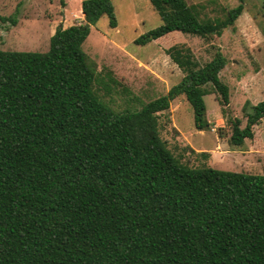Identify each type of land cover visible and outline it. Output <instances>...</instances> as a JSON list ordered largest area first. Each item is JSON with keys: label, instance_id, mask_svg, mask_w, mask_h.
Segmentation results:
<instances>
[{"label": "trees", "instance_id": "16d2710c", "mask_svg": "<svg viewBox=\"0 0 264 264\" xmlns=\"http://www.w3.org/2000/svg\"><path fill=\"white\" fill-rule=\"evenodd\" d=\"M150 1L163 23L139 44L173 31L221 36L245 8L208 18L200 3ZM82 11L85 22L58 26L47 51L0 47V264H264V174L190 166L161 135V114L181 95L196 127L211 129L205 96L231 103L227 57L218 49L201 64L175 44L167 53L182 81L118 111L95 91L84 49L102 16L117 27L115 4L83 0ZM246 114L244 127L229 119L235 146L255 138L264 100Z\"/></svg>", "mask_w": 264, "mask_h": 264}, {"label": "rangeland", "instance_id": "374dc122", "mask_svg": "<svg viewBox=\"0 0 264 264\" xmlns=\"http://www.w3.org/2000/svg\"><path fill=\"white\" fill-rule=\"evenodd\" d=\"M203 5L204 17H224L240 0H187ZM118 19L111 27L108 16L91 26L84 43L96 69L94 89L100 98L118 111L137 110L149 101L168 94L186 73L172 60L167 49L175 44L191 48L201 64L220 49L228 64L221 78L230 87L231 103L221 104L218 92L205 96L211 129L199 130L194 110L185 95L174 99L161 114L162 137L170 149L190 166L208 165L222 170L264 174V120L256 126L254 139L243 146L230 142L229 119L247 122L246 111L264 100V7L263 0H245V8L235 25L221 36L205 39L173 31L168 36L139 44L136 39L162 25L160 14L150 0H113ZM64 3V4H63ZM83 0H0V47L4 50L47 51L58 26L85 22ZM212 89V88H211ZM248 102V103H247ZM245 105H247L245 110ZM189 146L197 152H192ZM207 151L205 159L198 152Z\"/></svg>", "mask_w": 264, "mask_h": 264}]
</instances>
